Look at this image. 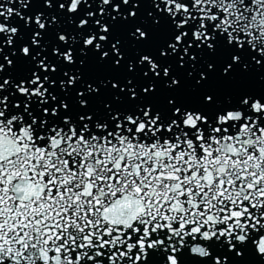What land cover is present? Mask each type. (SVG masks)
<instances>
[{"label":"snow or ice","instance_id":"1","mask_svg":"<svg viewBox=\"0 0 264 264\" xmlns=\"http://www.w3.org/2000/svg\"><path fill=\"white\" fill-rule=\"evenodd\" d=\"M253 261L264 0H0V264Z\"/></svg>","mask_w":264,"mask_h":264},{"label":"water","instance_id":"2","mask_svg":"<svg viewBox=\"0 0 264 264\" xmlns=\"http://www.w3.org/2000/svg\"><path fill=\"white\" fill-rule=\"evenodd\" d=\"M142 7H147V6L142 5ZM6 51H7V49H6ZM248 259H249V260H253L252 257H249ZM253 264H255V261H253Z\"/></svg>","mask_w":264,"mask_h":264}]
</instances>
